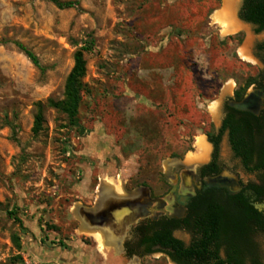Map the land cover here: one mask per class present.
<instances>
[{"label":"rangeland","instance_id":"1","mask_svg":"<svg viewBox=\"0 0 264 264\" xmlns=\"http://www.w3.org/2000/svg\"><path fill=\"white\" fill-rule=\"evenodd\" d=\"M61 1L78 5L0 0V264H174L161 253L124 256L115 237L123 235V248L131 236L126 207L141 203L143 216L153 210L144 192L173 198L184 180L201 187L193 159L220 126L232 89L248 93L264 71L257 50L264 31L246 24L226 32L218 18L224 0ZM248 41L253 60L244 59ZM85 46L73 123L49 102L64 100L74 55ZM221 162L233 181L257 180L227 135ZM176 236L190 242L187 233ZM255 239L264 262V235Z\"/></svg>","mask_w":264,"mask_h":264},{"label":"trees","instance_id":"2","mask_svg":"<svg viewBox=\"0 0 264 264\" xmlns=\"http://www.w3.org/2000/svg\"><path fill=\"white\" fill-rule=\"evenodd\" d=\"M61 10L73 9L76 1L47 0ZM239 18L256 27V33L264 31V0H243ZM33 65L41 69L38 57L17 44ZM88 46L74 55V66L66 79L64 100H50L52 108H58L75 123L82 102V80L87 73L85 52ZM264 52V43L257 46ZM264 61V58H263ZM256 82L252 83L255 84ZM247 90L238 91V99ZM44 122L40 110L35 119L34 132L38 133ZM228 133L230 147L241 160L247 173H257L260 183L249 188L258 199H264V114L256 116L248 112H233L226 108V116L218 132L208 134L213 146L211 161L200 169L201 176L217 175L221 170V143ZM12 216L14 214L10 213ZM18 219V218H16ZM185 230L192 236L189 245L177 238L175 232ZM264 235V213L250 202L244 191L228 195L218 189L198 193L187 207L185 217L147 220L135 230V239L125 244L127 257H145L165 254L175 264H264L262 251L255 237ZM14 242L20 248L19 238Z\"/></svg>","mask_w":264,"mask_h":264},{"label":"flooded vegetation","instance_id":"3","mask_svg":"<svg viewBox=\"0 0 264 264\" xmlns=\"http://www.w3.org/2000/svg\"><path fill=\"white\" fill-rule=\"evenodd\" d=\"M242 2H243V0H242ZM238 13H239V11H238ZM238 19L240 21H242L239 18V16H238ZM243 23L249 24V23H246V22H243ZM263 43L264 42H262L260 44H263ZM261 53L264 56V52H261ZM262 62L264 64L263 59H262ZM257 77H258L257 78V83L254 84V86H255L254 89H256V90H262L263 93H264V71L263 72L260 71V73H259V75ZM238 91H239V89L234 90L232 96L228 97L225 100L224 106H223V110H222L221 124H220V126L218 128H216V132H218V130L222 126L223 120H224V118L226 116V108L227 107H229L233 112H248V113L254 114L256 116H261L262 114H264V105H263L262 109L258 113H256L254 109H252L250 111H243V110H239V109L233 107L229 102H232V103L241 102L244 99V97L246 96V94H247L246 93L243 96V98L238 99V97H237V92ZM225 135H227V139H228V133H226ZM228 143H229V139H228ZM229 147H230V144H229ZM230 149H231V147H230ZM212 151H213V146H212ZM231 151H232V149H231ZM211 155H212V152H211ZM211 155H210V161H211ZM238 160H240V159H238ZM210 161L208 163H210ZM240 162H241V160H240ZM207 164H205V165H207ZM220 164H221V170H220V173L219 174L205 176V177L201 176V174H200V169L203 166H205V165L198 167L197 170H196V172L194 173V176H195V179L201 184V187L198 188L197 185H195L193 183L190 184L188 180H184L183 185L182 184H179L178 185L179 189H178V191H176L175 197L173 196V198H170V196H167V193L165 195H162L161 197L157 198V197H153V195L151 194L150 191L149 192H144V198H145L146 204H149L150 203V205H151V206H148L146 208H149L150 207V209L155 210V213H152V211L150 212V211L147 210L146 213H145V215H143V216H139L138 213L135 214V216L129 222V227L131 228V232H130V235L131 236L128 237L124 241L123 248L121 246L122 245V241H123V235L120 233V235L118 237L122 239L121 244H120V247H121V249H123L124 256L126 258H128V260L133 259V258L143 259V258H146V257L153 256L154 254L153 255H148V256H145V257H139V256H136V255H134L132 257H127V250L125 248V244L128 241H133L135 239V230H136V228L141 223H143V222H145L147 220L157 221V220H160L162 218H167V217L168 218H179V219L185 217L186 212H187V207L191 203L192 199L198 193L204 192V191H206L208 189H218V190H221L225 194H228V195H236V194L244 191L245 195L250 200V202L255 206V208L257 210H259L260 212L264 213V209L261 210L260 208L257 207V203L260 200H263V199H258L257 196H256V194L249 188V186L252 185V184H259L260 183L257 173H247L245 171L249 175H256V178H257L256 181L250 180V181H248L246 183L239 182V181L235 182V181H233L231 179V177H229L228 175H226L224 173L225 169H224V167H222L221 159H220ZM242 167H243V165H242ZM166 178H167V176H166ZM186 179H188V177ZM173 188H174V186L172 187V189ZM166 196H167V201L163 199ZM183 198H185V200ZM173 199L176 201V204H175L176 206L175 207L172 206V204L174 202ZM139 205H140V208H141L142 204L139 203ZM169 207H171V208H169ZM177 232H184V233L189 234V236H190V242H191L192 236H191V234L189 232H187L185 230H178V231L175 232V236H176V233ZM190 242L189 243H186L185 242V243H186V245H189ZM172 263H174V262H172Z\"/></svg>","mask_w":264,"mask_h":264},{"label":"bare ground","instance_id":"4","mask_svg":"<svg viewBox=\"0 0 264 264\" xmlns=\"http://www.w3.org/2000/svg\"><path fill=\"white\" fill-rule=\"evenodd\" d=\"M240 0H224V9L219 13L218 18L223 22L224 28L226 29V32H232L239 29H246L244 25L240 24L237 19L235 18V12L237 9V5ZM246 51V50H245ZM247 52V51H246ZM245 52V53H246ZM245 55V54H244ZM218 106L219 103H215L213 108V113L217 115L218 113ZM201 151L202 154L195 159H193L194 164H204L207 162L209 158V154L211 151V145L207 143L204 139L201 140ZM149 203V202H148ZM153 211V210H152ZM119 237H115L116 242L118 245L121 244V240H119ZM121 249V248H120ZM136 264V263H134Z\"/></svg>","mask_w":264,"mask_h":264},{"label":"water","instance_id":"5","mask_svg":"<svg viewBox=\"0 0 264 264\" xmlns=\"http://www.w3.org/2000/svg\"><path fill=\"white\" fill-rule=\"evenodd\" d=\"M229 103L239 110L250 111L254 109L258 113L264 105V93L262 90L253 89L246 94L241 102ZM183 199L185 200V198Z\"/></svg>","mask_w":264,"mask_h":264},{"label":"crops","instance_id":"6","mask_svg":"<svg viewBox=\"0 0 264 264\" xmlns=\"http://www.w3.org/2000/svg\"><path fill=\"white\" fill-rule=\"evenodd\" d=\"M236 15H237V14H236ZM236 19H237V21H238L239 23H241V24H243V25H245V26L247 27V25H246L245 23H243L242 21H240V20L238 19L237 16H236ZM242 30H243V29H242ZM250 42H251V41H248V42H247V45H245V46H247L248 51H249V55H248L247 58H244V57L241 55V51H240V55H241L244 59H246V60H253V57H252V55H251V53H250L249 45H248ZM245 46H244V47H245ZM244 47H243V48H244ZM243 48H242V49H243ZM242 49H241V50H242ZM227 90H228V89H227ZM233 91H234V89H232V93H231V94H228L229 97L232 96ZM214 105H215V104H214ZM213 108H214V106L211 107V110H212V111H213ZM212 113H213V112H212ZM219 113H220V106H219ZM218 117H219V115H218ZM211 152H212V145H211V151H210L209 158H208L207 162H205L204 164H200L199 167H200V166H203V165H205V164H207V163L210 161V155H211ZM166 163H167V162H166ZM163 171H164L165 175L167 176V164H166V165H165V164L163 165ZM163 199L167 201V196L164 197ZM128 208H129V209H128ZM139 209H140V205H139V204H134V205H132V206H127V207H126V210L130 211L128 214H125V221H126V223H129V222L132 220V218L135 216L137 210H139Z\"/></svg>","mask_w":264,"mask_h":264}]
</instances>
